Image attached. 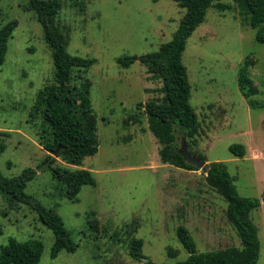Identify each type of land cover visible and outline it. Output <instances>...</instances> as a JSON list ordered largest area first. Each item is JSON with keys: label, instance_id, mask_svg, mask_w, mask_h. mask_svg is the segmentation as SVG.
Listing matches in <instances>:
<instances>
[{"label": "rangeland", "instance_id": "1", "mask_svg": "<svg viewBox=\"0 0 264 264\" xmlns=\"http://www.w3.org/2000/svg\"><path fill=\"white\" fill-rule=\"evenodd\" d=\"M55 24L71 56L94 59L86 73L90 102L96 118L97 153L81 166L55 165L91 172L95 187H82L77 203L56 189L42 162L48 153L39 143L43 126L36 111L38 92L54 82L50 49L36 15L24 0H0V29L16 27L7 43L0 68V172L6 178L26 169L35 175L25 194L54 211L77 245L74 253L61 251L52 260L53 233L29 206L10 203L0 194V248L10 239H36L43 244L39 264H144L129 256V243L142 239V254L156 264H177L188 254L176 236L185 227L197 253L235 247L241 241L226 216L227 203L212 189L200 170L186 171L163 164L161 145L148 129L142 107L161 99V82L150 78L135 61L122 68L117 59L155 52L172 38L184 9L170 0H87L84 10L73 0H58ZM230 9H208L204 22L187 39L181 61L191 85L190 104L199 123L195 144L188 147L203 161L223 163L237 193L260 198L264 190V44L256 30L239 16L236 0H220ZM246 68L254 93L244 98L238 75ZM183 141L178 140L179 148ZM244 146L239 158L229 151ZM96 221L90 230L88 219ZM258 228L264 264V203L250 212ZM170 250L174 257H169Z\"/></svg>", "mask_w": 264, "mask_h": 264}, {"label": "trees", "instance_id": "2", "mask_svg": "<svg viewBox=\"0 0 264 264\" xmlns=\"http://www.w3.org/2000/svg\"><path fill=\"white\" fill-rule=\"evenodd\" d=\"M24 1L28 9L35 13L42 27L54 68V82L43 87L37 95L36 111L40 110L43 118V126L38 134L39 143L48 153L42 167L51 173L61 197L70 203H77L82 187L96 185L91 172L84 169L71 171L57 166L51 154L56 152V156L68 165L81 166L84 158L97 153L96 118L91 108L90 83L85 76L95 60L71 56L67 52L66 39L55 24V17L60 9L58 0ZM86 1L73 0V4L83 11ZM170 1L185 10L170 41L161 45L157 51L139 57L124 55L117 59V63L122 68H128L138 61L146 68L150 78L161 82V99H153L138 107L143 108L148 129L161 145L160 161L182 170L197 171L179 153L178 140H187V146L191 147L195 144L194 137L199 130L197 116L190 104L191 85L181 56L187 39L204 22L208 9L226 11L230 8L219 3L220 0ZM236 3L242 22L256 30V42L264 44V0H236ZM15 27L16 23L10 22L0 29V68L5 62L7 43ZM238 83L244 98L253 95L254 88L248 79L246 68L240 69ZM4 150L5 146L0 144V154ZM229 151L239 158L245 154L241 144L231 145ZM197 156L203 161L201 155ZM34 175L33 169H26L13 178H6L0 172V194L12 204L29 206L38 215V220L53 233L54 243L49 254L52 260L61 251L74 253L77 245L69 237L62 218L25 194V189ZM206 179L208 185L227 203L226 216L240 238L241 249L231 247L197 253L189 231L180 226L176 230V236L188 257L177 264H257L260 253L258 228L249 215L264 203V190L260 198L240 196L226 166L219 162L209 165ZM87 226L90 230L95 229L93 215L88 219ZM142 246V239L133 238L129 243V256L136 261L144 258ZM42 253L43 244L39 240L19 242L10 239L6 246L0 248V264H39ZM168 255L174 257L170 250ZM146 264L156 263L149 260Z\"/></svg>", "mask_w": 264, "mask_h": 264}, {"label": "water", "instance_id": "3", "mask_svg": "<svg viewBox=\"0 0 264 264\" xmlns=\"http://www.w3.org/2000/svg\"><path fill=\"white\" fill-rule=\"evenodd\" d=\"M179 153L183 156L185 162L196 169L200 170L205 175L209 172V165L206 164L204 161L200 160L197 156V153H190L187 148V143L183 141L182 146L179 148ZM56 155V152L53 154V156ZM140 261L144 264L148 262L147 259L141 258Z\"/></svg>", "mask_w": 264, "mask_h": 264}]
</instances>
